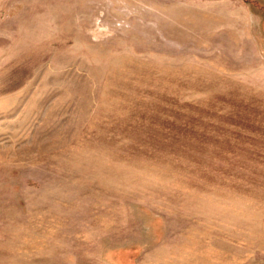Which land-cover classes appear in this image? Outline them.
Listing matches in <instances>:
<instances>
[{"label": "rangeland", "instance_id": "obj_1", "mask_svg": "<svg viewBox=\"0 0 264 264\" xmlns=\"http://www.w3.org/2000/svg\"><path fill=\"white\" fill-rule=\"evenodd\" d=\"M222 1L0 0V264H264V0Z\"/></svg>", "mask_w": 264, "mask_h": 264}, {"label": "crops", "instance_id": "obj_2", "mask_svg": "<svg viewBox=\"0 0 264 264\" xmlns=\"http://www.w3.org/2000/svg\"><path fill=\"white\" fill-rule=\"evenodd\" d=\"M222 2H227L228 4L233 3V6H231L232 11H234V13H236L237 15L241 16V19L239 20V22H236L235 25L237 27H240V31L244 32V36H248V38H251V24L249 22L250 18L248 14V9L244 7L245 2L238 0H225Z\"/></svg>", "mask_w": 264, "mask_h": 264}]
</instances>
